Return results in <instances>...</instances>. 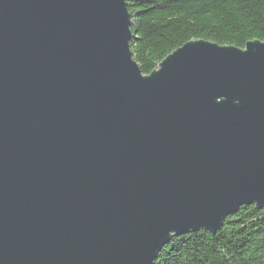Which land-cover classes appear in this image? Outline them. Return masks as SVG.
I'll return each mask as SVG.
<instances>
[{
  "label": "water",
  "instance_id": "1",
  "mask_svg": "<svg viewBox=\"0 0 264 264\" xmlns=\"http://www.w3.org/2000/svg\"><path fill=\"white\" fill-rule=\"evenodd\" d=\"M125 0H0V264H155L264 209V42L143 75Z\"/></svg>",
  "mask_w": 264,
  "mask_h": 264
},
{
  "label": "trees",
  "instance_id": "2",
  "mask_svg": "<svg viewBox=\"0 0 264 264\" xmlns=\"http://www.w3.org/2000/svg\"><path fill=\"white\" fill-rule=\"evenodd\" d=\"M133 59L148 76L194 40L244 49L264 42V0H125ZM155 264H264V209L242 207L215 236L173 239Z\"/></svg>",
  "mask_w": 264,
  "mask_h": 264
}]
</instances>
